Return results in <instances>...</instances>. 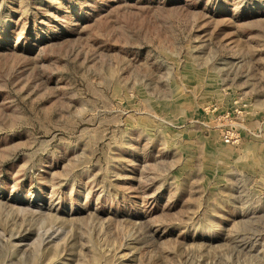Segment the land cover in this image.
<instances>
[{
	"label": "rangeland",
	"instance_id": "374dc122",
	"mask_svg": "<svg viewBox=\"0 0 264 264\" xmlns=\"http://www.w3.org/2000/svg\"><path fill=\"white\" fill-rule=\"evenodd\" d=\"M0 264H264V0H0Z\"/></svg>",
	"mask_w": 264,
	"mask_h": 264
},
{
	"label": "built area",
	"instance_id": "2783aa9c",
	"mask_svg": "<svg viewBox=\"0 0 264 264\" xmlns=\"http://www.w3.org/2000/svg\"><path fill=\"white\" fill-rule=\"evenodd\" d=\"M231 139H232V136L229 135V134H226V135L224 136V141H225V142H230Z\"/></svg>",
	"mask_w": 264,
	"mask_h": 264
}]
</instances>
